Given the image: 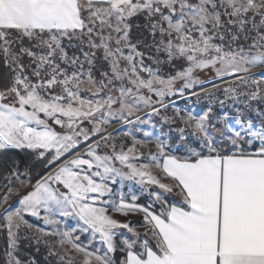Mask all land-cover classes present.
<instances>
[{
	"label": "snow or ice",
	"instance_id": "1",
	"mask_svg": "<svg viewBox=\"0 0 264 264\" xmlns=\"http://www.w3.org/2000/svg\"><path fill=\"white\" fill-rule=\"evenodd\" d=\"M0 70V264H264V0H0Z\"/></svg>",
	"mask_w": 264,
	"mask_h": 264
},
{
	"label": "trees",
	"instance_id": "2",
	"mask_svg": "<svg viewBox=\"0 0 264 264\" xmlns=\"http://www.w3.org/2000/svg\"><path fill=\"white\" fill-rule=\"evenodd\" d=\"M2 71V70H0ZM185 103V102H183ZM187 104V103H186ZM189 106V105H188ZM198 107V105H196ZM200 108H202V106H199ZM10 155L12 156V158L14 159H18V160H29L30 158L26 155L25 152H20L17 150H12ZM146 197H143L142 199H145ZM169 200H171L170 198H168ZM172 201V200H171ZM5 247V240H4V236L2 233H0V256L3 255V249ZM21 248H22V252L20 253L22 258H31L34 257L37 264H51L50 261H46L45 256H46V250L41 246V249L39 252L35 251V245H29L28 242H22L21 243ZM119 255V254H118Z\"/></svg>",
	"mask_w": 264,
	"mask_h": 264
},
{
	"label": "rangeland",
	"instance_id": "3",
	"mask_svg": "<svg viewBox=\"0 0 264 264\" xmlns=\"http://www.w3.org/2000/svg\"><path fill=\"white\" fill-rule=\"evenodd\" d=\"M173 99L175 100L176 105L178 107H180V108H193L196 111H199L201 109L199 107V105H198V107L196 106L197 104L195 103V101L192 98L191 99H181V98H178L177 97V98H173ZM183 102H185V103H183ZM168 198H170L172 201H176L177 200L176 197L175 196H172V195H169ZM145 199H147V197ZM29 219L32 220V218H29ZM137 219H139V218L138 217L133 218L134 221L137 220ZM32 222L33 223H40V224H42V222H40V221L32 220ZM69 223H71V221ZM141 231H143V230L141 229ZM48 239L51 240V239H54V238L49 237ZM81 239L86 241L87 237L86 236H82Z\"/></svg>",
	"mask_w": 264,
	"mask_h": 264
},
{
	"label": "bare ground",
	"instance_id": "4",
	"mask_svg": "<svg viewBox=\"0 0 264 264\" xmlns=\"http://www.w3.org/2000/svg\"><path fill=\"white\" fill-rule=\"evenodd\" d=\"M194 101H195V99L194 98H192ZM195 103L197 104V102L195 101ZM197 105H199V104H197ZM199 106H202L203 107V105H199Z\"/></svg>",
	"mask_w": 264,
	"mask_h": 264
},
{
	"label": "built area",
	"instance_id": "5",
	"mask_svg": "<svg viewBox=\"0 0 264 264\" xmlns=\"http://www.w3.org/2000/svg\"><path fill=\"white\" fill-rule=\"evenodd\" d=\"M194 98V97H193ZM195 99V98H194ZM197 104H199V105H203L202 103H197Z\"/></svg>",
	"mask_w": 264,
	"mask_h": 264
},
{
	"label": "crops",
	"instance_id": "6",
	"mask_svg": "<svg viewBox=\"0 0 264 264\" xmlns=\"http://www.w3.org/2000/svg\"><path fill=\"white\" fill-rule=\"evenodd\" d=\"M176 199L178 200L179 198H178V197H176Z\"/></svg>",
	"mask_w": 264,
	"mask_h": 264
}]
</instances>
